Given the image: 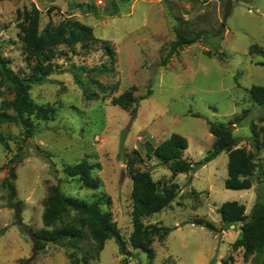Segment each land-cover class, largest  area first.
<instances>
[{
  "label": "rangeland",
  "instance_id": "rangeland-1",
  "mask_svg": "<svg viewBox=\"0 0 264 264\" xmlns=\"http://www.w3.org/2000/svg\"><path fill=\"white\" fill-rule=\"evenodd\" d=\"M34 6L40 10L41 30L49 23L73 18L90 26L98 38L91 50L77 45L70 52L71 60L58 59L62 68L72 64L94 67L107 61L106 43L115 49L116 63L112 72L93 75L105 91L88 83L85 76L86 87L82 88L71 71L55 73L51 81L34 85L31 98L54 112L48 120H35L32 139L24 141L21 125L0 121V264H18L26 258L31 259L29 264H73L69 254L78 263L87 255L90 264H147V254L129 241L132 166L151 170L162 185L177 182L180 186L172 204L146 219L172 228L165 241L155 236L154 264H224L230 256L234 264H256L253 256L244 258L242 248H233L239 225L225 228L219 207L236 200L249 213L263 195L257 177L250 189L226 188L227 151L196 172L173 174L152 156L154 149L149 152V146L155 148L172 133H179L189 143L184 157L202 160L213 149L215 136L207 122L213 120L231 123L234 135L241 139L238 147L253 150L251 124L264 135L260 118L264 106L250 92L252 86H264V54L252 47H264V0H0V51L21 75L29 73L32 63L25 52L18 15L19 10ZM177 25L199 33L204 40L180 48L163 64L177 38ZM214 32L219 33V52L214 49L217 39L207 40ZM133 86L138 97L147 95L135 104L134 113L112 103L113 97ZM13 96L11 83L0 76V110L1 102ZM19 151L22 156L13 162ZM258 157L263 159L264 152ZM83 159L96 166L93 173L102 182L97 190L82 186L63 171ZM11 169L15 170L14 197L3 184ZM56 185L66 195L88 202L110 197L111 204L102 208L111 211L129 253H123L112 237L97 257L94 240L85 229L86 238L79 248L49 243L34 257L33 232L44 228V200ZM199 218L213 222L218 230L198 225Z\"/></svg>",
  "mask_w": 264,
  "mask_h": 264
},
{
  "label": "trees",
  "instance_id": "trees-1",
  "mask_svg": "<svg viewBox=\"0 0 264 264\" xmlns=\"http://www.w3.org/2000/svg\"><path fill=\"white\" fill-rule=\"evenodd\" d=\"M121 1L127 2L129 0ZM229 15L230 13L227 12L225 17L227 18ZM18 19L23 32L25 52L32 65L28 74L16 73L11 68L9 60L0 51V76L11 83L14 91L13 98H6L1 102L0 121L21 125L24 128V141H26L32 139L35 135V120H48L54 112L52 107L43 106L31 98L30 90L34 85L51 81V76L55 73L71 71L82 88L86 87V82L83 80V76H85L88 83L98 85L102 91H105V86L94 79L93 75L112 72L116 63V53L113 46L106 43L104 52L108 56L107 61H103L94 67L72 64L68 68H62V65L58 63V59L67 58L71 60L70 52L76 51L77 45L85 50L93 48V44L98 38L94 35L92 28L79 20L69 18L60 21L58 24L49 23L41 30L40 10L36 6L22 12L19 10ZM225 25V21H223L222 28L219 30L221 34L224 32ZM212 35L208 36L209 39L207 38V40L209 41L213 37L218 41L219 33L214 32ZM176 37L170 51L164 58L163 64L167 63L170 57L180 48L204 40L199 33H189L180 25L176 26ZM252 47L255 49L260 48L264 54V47L256 44H253ZM220 48L221 43L218 41L214 49L219 52ZM208 54H212L211 50L208 51ZM135 90L136 86H133L123 91L120 95L113 97L112 103L126 110L131 109L134 113L140 99L147 98V95L138 97ZM250 92L253 99L264 106V86H252ZM149 93H151V90L148 91ZM95 95L94 93L88 94V98ZM195 115L200 116L198 113ZM260 118L264 120V116ZM207 122L210 132L215 136V141L213 149L202 160L193 162L184 157L189 143L188 139L179 133H172L169 138L155 148L152 146L154 148L152 156L154 155L160 163L167 165L173 171V174H177L196 172L221 152L227 151L229 160L227 165L228 176L225 181L226 188L234 190L250 189L255 184L254 177L256 176L257 182L262 187L260 194L263 193V195H259L260 199L253 205L251 211L247 213L245 204L233 200L224 202L219 207V213L226 225L225 228L239 225L240 233L233 243V248L235 250L242 248L246 260L253 256L256 264H264V157L263 159L258 157L260 152H264V135L261 137L257 125L252 123L251 139L254 148L248 150L245 147H238L241 139L234 135L231 123L213 120ZM0 141H3L1 136ZM5 147L9 148L8 142L5 143ZM152 147L149 146V152ZM22 148L23 146L20 147V149ZM21 156L22 153L17 152L12 161H19L18 159ZM95 167L94 164L83 159L76 164L65 166L63 171L67 177L76 179L82 186L97 190L101 187L102 182L93 173ZM130 171L133 180V230L129 238L130 245L134 249L142 250L147 254V264H154L156 257V251L153 247L154 238L158 236L160 241H165L172 228L147 223L146 219L172 204L178 196L180 186L177 182L162 185L153 178L149 169L142 170L132 166ZM14 179L15 170L11 169L10 175L3 182L4 187L9 190L13 197L17 194ZM194 193L197 195L198 192L194 190ZM105 204H111V198L106 195L88 202L77 197L68 196L60 186H54L44 200V228L33 232L34 257L38 251L45 249L49 243H66L73 248H79L80 243L86 238L85 229L88 230L89 236L94 240V252L97 257L104 249L105 242L112 237H115L120 243L123 253H129L127 243L117 222L113 220L111 211L102 208ZM72 213H74L73 216ZM196 222L198 225L205 226L212 231L218 230L215 224L209 220L199 218ZM58 223L60 225L56 226ZM225 228H222V230ZM69 256L72 258L73 264L78 263V260L73 259V254H69ZM90 258L91 256L85 255L78 264H90ZM233 259V256H230L228 259H224L223 263L234 264ZM30 261V258H26L18 264H29Z\"/></svg>",
  "mask_w": 264,
  "mask_h": 264
},
{
  "label": "water",
  "instance_id": "water-1",
  "mask_svg": "<svg viewBox=\"0 0 264 264\" xmlns=\"http://www.w3.org/2000/svg\"><path fill=\"white\" fill-rule=\"evenodd\" d=\"M154 148L152 147V150H153Z\"/></svg>",
  "mask_w": 264,
  "mask_h": 264
}]
</instances>
